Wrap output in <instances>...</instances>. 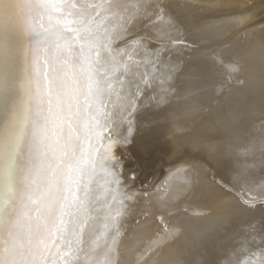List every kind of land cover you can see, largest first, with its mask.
<instances>
[{"label":"snow or ice","instance_id":"obj_1","mask_svg":"<svg viewBox=\"0 0 264 264\" xmlns=\"http://www.w3.org/2000/svg\"><path fill=\"white\" fill-rule=\"evenodd\" d=\"M13 12L28 43L9 84L19 95L4 130L0 264H112L136 179L118 152L148 90L166 95L179 70L180 25L161 0H0ZM161 224L159 235L179 231Z\"/></svg>","mask_w":264,"mask_h":264},{"label":"bare ground","instance_id":"obj_2","mask_svg":"<svg viewBox=\"0 0 264 264\" xmlns=\"http://www.w3.org/2000/svg\"><path fill=\"white\" fill-rule=\"evenodd\" d=\"M161 3L166 7V10L168 11L169 15L172 16L180 25V35L178 38L183 39L186 42H190L191 46H189L188 48L189 52H193L194 54L195 53L197 54L198 52V54H204V56L208 55L209 57H212L214 59L215 63L217 62L218 64H221L220 62L221 60L223 61L222 63L223 65L222 64L221 65L227 69L228 73H230L229 77L226 79L228 80L227 82L228 86L225 87L224 92H228V91L231 92L232 90L236 91L244 88H247L248 90L251 89L252 92V90H254L255 87L259 88V86L262 85V82L264 81V0H161ZM145 23L147 22L144 21L132 29L131 35L129 36V41L135 40L137 39L138 36L144 34ZM27 43H28V37L23 32L22 20L19 14L13 12L10 18L6 17L3 14H0V194H2L3 191V174H4V161H5V152H4V143H3L4 130L10 108L19 95L18 90L10 88L9 84L13 80L18 78L20 74V70L22 68V63H23V51ZM173 55L172 57L176 56ZM177 59L178 58H175L176 63H177ZM175 60H173L172 62L175 63ZM182 61L183 60H181V62ZM181 65L182 64H180V66ZM232 65L237 66L238 70L234 72L231 71L230 66ZM213 69L216 68L213 67ZM217 71L215 73H217ZM223 74L225 73L223 72ZM195 75L196 74H194V76ZM218 75L220 74L218 73ZM212 78H214L213 80H215V82L217 80L219 81L220 78L222 79V77H216V76L215 77L212 76ZM203 82H205V80ZM209 82L212 81L209 80ZM178 83L180 84V82ZM181 85L182 84L178 86ZM210 86L212 87V85ZM218 86L219 85L217 84V87ZM212 88H214V86ZM159 89H160L159 83L157 82V85L154 89L148 90L147 98L142 102V106L136 116V125H135L134 135L132 137V143L128 145L126 148L120 149L118 152V155L121 156L124 162L125 175L130 178L132 176L133 171H135L136 179L134 182H132L131 192L129 193V195H133V199L126 201L127 208L125 210V214L120 218L119 221V225H118L119 233L118 235L114 234L115 239L114 240L110 239L109 241L113 249L111 253L112 264H184V262L187 260L186 257L189 258V260H191L190 255L188 257V253L186 250V248L188 249L190 246L189 243H191V235H192L190 234L191 226L192 227L195 226L197 228L195 229L193 227L195 229V232L203 231L201 234L207 232L206 235H209L208 231H210L212 234H214L213 237L211 234V238H214L215 235L218 236L219 234H221L215 238L216 240L217 238L219 239L221 237L223 238L224 236H227V233L229 231H232L230 230V228L236 224L235 221L237 220L240 212H243L242 201L233 192H231L230 189L225 190L223 187L222 188L220 187L222 192L221 196L220 195L217 196L216 193L214 195L217 197L208 196L209 194L208 187L207 184L205 183L206 178L203 180L200 175V171L202 169L200 164L201 162L199 163L198 160L196 161V159L191 160L189 159V157L183 158L180 155H178L177 157L178 154L177 151L179 150L177 149L175 151V149L180 145L178 143L177 146L178 139L182 138L183 141H185L184 142L185 146L191 145L190 143L188 144V142L192 141V139H190V136H194L193 140L197 139L196 141H198L199 139L203 140L202 139L203 136H206L208 134L207 131H209V130L205 131L206 128L203 126H206L207 124L203 123L205 122L203 121V119L205 117L207 118L208 117L207 115L210 116V114L214 112L212 110L208 111L205 108H202V106L200 107L196 105L195 101L194 102L191 101L189 102L188 105L186 104L187 106H185L184 108V113L182 115L183 118H181L182 120H180L179 117L177 119L176 114L174 113L175 112L174 108L171 109L170 107L171 104L170 105L166 104V102L162 101L163 99L162 100L160 99V96L158 94ZM206 89L208 88L206 87ZM214 90L217 91L218 89L217 90L214 89ZM262 96L264 97L263 94ZM201 97L202 96H200L199 99H201ZM205 99L206 97L204 96V100ZM203 104L205 103L203 102ZM233 104H235V102ZM181 105L183 106V104ZM241 105L242 104H240V106ZM252 105L254 106L255 104ZM225 106H227V104ZM263 107L262 108L259 107V108L263 109ZM229 109L232 110L231 108ZM230 110H229V115L230 113L233 112V111L230 112ZM226 111L227 110L225 109V112ZM215 113L216 115H218L217 112ZM235 113L233 115H235ZM237 113L236 115L238 119L240 117L239 115L243 116L244 114L242 113L245 112H242L239 115ZM216 115H214V117ZM226 116L228 117V115ZM258 116L256 118H258ZM218 117H220L219 120L221 121L217 120V122H222L221 116ZM234 117H230V119ZM262 117L263 116H261V118ZM230 119L227 118V121L225 122L228 123V120ZM234 121L232 125H234ZM238 121H235V123ZM215 124L216 123L213 124V128ZM221 125L224 124L221 123ZM209 126L206 127L210 128ZM219 127H217V131ZM221 128L223 129L224 126ZM252 128L254 127L252 126ZM199 130L200 133H198ZM202 131L203 132L205 131L203 135L201 134ZM181 132L185 133V135L182 134L181 137H178L177 139V135L180 134ZM212 133L210 131V136L212 135ZM125 134H127V128H125ZM182 139L180 141H182ZM212 140L213 139H211V141ZM186 142L187 145L185 144ZM172 150L174 151V154L171 156H173L175 159L172 157L174 160L172 159L169 160H172L171 162H175L174 164H169V165L167 164L164 168H162L163 167L162 166L161 167L162 171L161 170L157 172L151 171L152 173L148 172L150 169L149 170L143 169L142 167L143 163L152 161V159L158 157L159 152L165 151L171 153ZM129 152L132 154L133 158L135 159L132 165L128 164L127 163L128 161L125 159V154H128ZM169 155L170 154H168V156ZM214 164H215L214 168H216V170L217 169L219 170V168L222 169L218 161H215ZM157 166L160 165L158 164ZM204 167L205 166H203V168ZM154 170H158V169H154ZM233 178L234 177L232 176L231 179ZM162 185L163 187H161ZM211 187L209 188L210 191H211ZM214 189L216 190V192L219 191L216 189V187H214ZM145 193H148V195H145ZM0 205H2V199H0ZM253 209L249 210L247 214H249V212L253 213L254 212ZM247 216L248 215H246V218ZM162 217L165 220H167L171 225H173L174 228L179 229V231L174 236L159 235L163 227L161 224ZM192 231L193 230H191V232ZM229 233L228 234L230 236L232 233L231 232ZM204 239L206 240L205 241L206 243L209 240V239L207 240V238ZM210 240L215 242L214 239H210ZM196 241L198 242V240ZM204 243H202L203 247H204ZM206 243L205 246L207 245ZM212 243L213 242H210L206 246L208 249L204 247L208 251V253L205 254L206 255L205 258L209 264H215V262L216 264H218V262L220 264V262L224 260L223 258L225 257L224 256L221 258L220 256H223V253H226L227 249L221 251V249L218 247L211 248L210 245ZM193 245L195 246L196 244ZM194 246L193 247L191 246L192 250H195ZM199 248L201 249V247ZM215 249L217 250L215 251ZM185 250L187 256L186 254H184ZM203 250L204 249H202V251ZM206 250L205 252H207ZM201 252L199 253L198 251L199 254H201ZM190 253L191 251H189V254ZM194 259H197V257ZM219 259H221V261Z\"/></svg>","mask_w":264,"mask_h":264},{"label":"rangeland","instance_id":"obj_3","mask_svg":"<svg viewBox=\"0 0 264 264\" xmlns=\"http://www.w3.org/2000/svg\"><path fill=\"white\" fill-rule=\"evenodd\" d=\"M185 44H187V46L180 45V46H176V47L172 48V50H171L170 59H172V61H173V60H175V58H178L177 63L175 60V64L178 65V63H179V65H178L179 70L173 74L174 78H172L168 82V84H166V86H164L168 90L167 95H166L167 99L165 98V94H163L161 92V89L158 90V92H159L158 94L160 96V99L161 100L163 99L162 101L166 102V104H169V105L171 104L170 107H171V109L174 108V110H175L174 113L176 114L177 119L179 117V119L182 120L181 118H183L182 115L184 113L185 106H187L189 104V102L195 101L196 105H198L200 107L202 106V108H205L208 111L212 110L214 112V113L210 114L211 117L209 115H207L208 117L207 118L205 117L203 119V121H205L203 123L207 124L206 126H209L212 121H214V122H212V124L209 126L210 128L203 126L206 128V130L204 128L205 131H207V130H209V131H207L208 134L206 133L208 136L207 135L203 136V138H202L203 140L199 139L202 142L199 140L196 141L197 139L193 140L194 136H190V139H192V141L188 142V144L190 143L191 145L185 146L184 145L185 141H183L182 138H181L182 141H180L181 139H178V137H181L182 134L185 135V133L181 132L180 134H178L177 135V139H178L177 146L179 143L181 145V146L179 145V147H181V148L177 147L175 149V151L177 149L179 150V151H177L178 152L177 157H178V155H180L183 158L189 157V159H191V160L196 159V161L198 160L199 163L201 162L200 164H201V167L203 170L201 169L200 175H201L203 180L206 178L205 183L207 184V187H208V192H209L208 196H214V197H217L219 195L221 196L222 192H221L220 187L221 188L223 187L225 190L230 189L231 192H233L242 201L243 212H240L237 220L235 221L236 224L233 223L235 225H233V227L230 228V230H232V231H229V232H231L232 234L229 236L230 233L228 232L229 234L227 233V236H224L223 238L221 237L219 239L217 238L216 240H215V238L221 234H219L218 236L215 235L214 238H211L212 233L210 231H208L209 235H206L207 232H205L204 234H201L203 231L195 232V229H197V228L195 226H193L195 228L194 229L191 226L190 227V234H192L191 235V243H189V245H190L188 248L189 250L186 248L187 253H188V257L190 255L191 260H189V258L186 257L187 260L184 262V264H186V263L187 264H192V263L193 264H209L205 258V256H206L205 254L208 253V251L206 250L208 248L206 246L210 242H213L210 245L211 248H217L218 247L221 249V251H224L227 249L226 253H223V256H220L221 258L224 256L226 257V258L224 257L223 258L224 260H222V261H221V259H219L221 261L220 264H264V120H263V118H264V107H263L264 106V103H263L264 97L262 96V94L264 95V81L262 82L263 86L258 85L259 88L255 87L256 91L254 89L251 92V89L248 90L247 88H244V89H240V90H236V91L232 90L231 92H229V91L224 92L225 87L228 86V83H227L228 80H226V79L229 77L230 73H228L227 69L222 66L223 64L221 63L222 64L221 65V64H218L217 62L215 63L214 59L212 57H209L208 55L204 56V54H198V52H197V54L196 53L194 54L193 52H189L188 48H189V46H191L190 42L185 41ZM176 50H177V52H176ZM186 53H187V55H186ZM188 53L190 56L188 55ZM172 55L173 56L176 55V56L172 57ZM181 60H183V61L181 62ZM185 60H186V62H185ZM199 62L201 63V65ZM209 62H210V65H209ZM180 64H182V65L180 66ZM221 66H222V68H221ZM208 67H211V68H208ZM213 67L216 69H213ZM198 68H199V70H198ZM223 69H225V70H223ZM215 70L216 71L218 70L217 73H215L216 72ZM223 72L225 74H223ZM218 73L220 75H218ZM194 74H196V75L194 76ZM212 76L222 77V79L220 78L221 80L219 79V81L217 80L215 82V80H213L214 78H212ZM211 78H212V80H211ZM187 80H190V81H187ZM202 80L203 81L205 80V82H203ZM209 80L212 82H209ZM207 81H208V83H207ZM178 82H180V84H182V85L184 83L185 84L183 86L182 85L178 86V85H180ZM195 82L196 83L200 82V83L196 84ZM217 84L219 85L218 87H217ZM210 85H212V87L214 86V88H212ZM206 87L208 89H206ZM159 88H160V86H159ZM230 88H232V87H230ZM214 89H216V90L218 89V90L215 91ZM187 90H189V91H187ZM205 91H208V92H205ZM188 92H190V93H188ZM223 92H224V95H223ZM237 92H239V93H237ZM260 92H261V94H260ZM217 93H218V95H217ZM211 94H212V96H211ZM242 94L246 97H244ZM245 94H247V95H245ZM258 94L261 96H259ZM220 95H222V96H220ZM248 95H250V96H248ZM200 96H202L201 99H199ZM204 96L206 97L205 100H204ZM207 96L210 98V101H209V98ZM168 97H169V99H168ZM221 97H223V98H221ZM217 98H220V99H217ZM216 99H217V101H216ZM169 100L171 103L169 102ZM255 100L259 103L261 102L263 104V106L261 103L259 104ZM202 101L205 104H203ZM234 102L236 105L233 104ZM238 102H240V103H238ZM209 103H210V105H209ZM179 104L180 105L183 104L184 107L182 105L180 106ZM226 104H227V106H225ZM230 104H231V106H230ZM240 104H242V105L240 106ZM252 104H255L256 106L255 105L253 106ZM208 106H209V108H208ZM238 106H239V108H238ZM179 107L180 108L182 107V108L180 109ZM251 107H252V109H251ZM259 107H261V108L263 107V109H261ZM229 108H231L232 110H230ZM225 109L227 110L226 112H225ZM235 109L236 110L238 109V110L236 111ZM229 110H230V112L233 111L232 113H230V115L231 114L233 115L235 113V111H236V113L238 112L237 113L238 115L241 114L242 112H245V113H242V114H244L243 115L244 118L242 115H239L240 117L241 116L242 117L240 119V117L238 116L239 118L237 119L236 113H235V115L230 116ZM244 110H246V111H244ZM239 111H240V113H239ZM215 112H217L218 115H216ZM256 112L257 113L259 112L262 114H259V113L257 114ZM214 115H216V116L214 117ZM226 115H228V117ZM218 116H221L222 122H217V120L221 121V120H219L220 117H218ZM257 116H258V118H256ZM261 116H263V117L261 118ZM226 117L229 119H230V117H234L235 119L231 118L230 120H228V123H227V122H225V121H227ZM254 117H255V119H254ZM239 119L242 121H240ZM234 120L235 121L239 120L238 121L239 123L236 122L237 123L236 124ZM260 120H261V123H260ZM233 121H234V125H232ZM242 122H243V124H242ZM208 123H210V124H208ZM214 123H216L218 126L215 124L214 128H213ZM221 123L224 125H221ZM225 123H227L229 125H227ZM223 126H224V128L222 129L221 127H223ZM252 126L254 128H252ZM217 127H219L221 131L219 130V128L217 131ZM250 128H252V129H250ZM205 131L204 132L202 131L201 134L203 135V133H205ZM210 131H211V133L213 131V133H212L213 137H212V135L210 136ZM178 133H179V131H178ZM198 133H200V130ZM211 139H213V140L211 141ZM185 144L187 145V142ZM200 147H201V149H200ZM202 150H203V152H202ZM180 152H181V154H180ZM213 152H215V153H213ZM129 154H130V156H129ZM168 154H170V155L168 156ZM173 154H174L173 150L171 153L161 151V152H159L158 157L152 159V161L143 163L142 167L145 170L150 169L148 172H151V171L157 172L160 170L162 171V169H161L162 166H163L162 168H164L167 164L169 165V164L175 163V162H171L172 160L175 159L173 156H171ZM168 157H171V158H168ZM166 158H167V160H166ZM125 159L128 161V162L127 161L126 162L128 164H131V165L135 161V159L133 158V156L130 152L128 154H125ZM169 159H172V160H169ZM157 160H159V161H157ZM215 161H218V163L220 164L222 169L219 168V170L218 169L216 170V168H214L215 167V164H214ZM169 162H171V163H169ZM153 164H155V165H153ZM158 164L160 166H157ZM152 166H153V168H152ZM203 166H205L204 167L205 169L203 168ZM149 167H151V168H149ZM209 167H210V169H209ZM154 169H158V170H154ZM220 170H222V171H220ZM232 176L234 177L233 179H231ZM207 181L209 182V184ZM211 186L213 187V189H214V187H216V189L219 191L216 192V190L215 189L213 190ZM210 187H211L212 192L209 189ZM215 193L217 196L214 195ZM245 196H247V197H245ZM252 209L254 212L253 213L249 212V214H247L248 211L252 210ZM246 215H248L247 218H246ZM234 226H236V227H234ZM191 230H193V231L191 232ZM232 235H234V236H232ZM196 236H198V237H196ZM213 236H214V234H212V237ZM195 238H196V240H198V242L195 240ZM204 238H207V240L209 239L207 241V243L205 242L206 240ZM210 239H214L215 242L210 240ZM192 241H193V243H192ZM199 241H201V242H199ZM203 241L207 244L206 246H205V243ZM227 241H228V243H227ZM230 241H232V242H230ZM198 243H200V244H198ZM202 243H204V247H206V249L203 247ZM193 244H196V245L194 246ZM197 244H198V246H197ZM191 246L192 247L194 246L196 252H195V250L191 249L192 248ZM222 246H223V248H222ZM199 247H201V249ZM230 247H231V249H230ZM202 249H204L203 250L204 252H205V250L207 252L204 253L202 251ZM186 250H185L184 254H186V256H187ZM216 250L217 249H215V251ZM189 251H191L190 254H189ZM198 251H199V253L202 251L201 254H199ZM236 253H239V255H236ZM191 256H193V257H191ZM196 257L198 260L194 259ZM205 260H206V262H205ZM190 262H192V263H190ZM215 264H216V262H215ZM218 264H219V262H218Z\"/></svg>","mask_w":264,"mask_h":264}]
</instances>
